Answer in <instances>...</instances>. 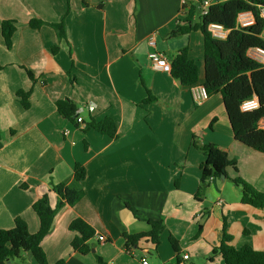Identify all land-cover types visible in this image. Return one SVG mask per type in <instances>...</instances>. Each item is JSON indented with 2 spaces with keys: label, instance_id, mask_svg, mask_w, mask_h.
<instances>
[{
  "label": "crops",
  "instance_id": "0c3cea01",
  "mask_svg": "<svg viewBox=\"0 0 264 264\" xmlns=\"http://www.w3.org/2000/svg\"><path fill=\"white\" fill-rule=\"evenodd\" d=\"M190 8L191 0H0V230L22 218L36 233L40 221L32 206L47 194L55 208V185L83 192L77 204L57 211L42 242L49 264H101L97 257L104 264H141L144 258L151 264H224L213 253L224 225L234 248L264 251V209L243 204L232 181L239 175L264 193V154L235 140L220 93L198 104L190 87L149 59L152 37L169 61L187 47L198 83H204L203 34L170 36ZM63 18L62 40L49 25L29 26L33 19ZM4 20L16 22L11 49L2 36ZM18 91L30 92L29 109ZM64 100L78 107L85 128L58 112ZM107 118L116 123L114 137L88 126ZM194 137L227 148L239 169L229 167L225 181L214 178L199 195L205 156ZM76 164L87 171L81 182ZM77 218L95 230L86 256L71 246L78 233L69 226ZM153 220L165 224L160 245L150 237L128 245L125 234L149 232ZM11 264L38 263L24 254Z\"/></svg>",
  "mask_w": 264,
  "mask_h": 264
},
{
  "label": "trees",
  "instance_id": "16d2710c",
  "mask_svg": "<svg viewBox=\"0 0 264 264\" xmlns=\"http://www.w3.org/2000/svg\"><path fill=\"white\" fill-rule=\"evenodd\" d=\"M197 1L195 4L191 0V8L187 16L182 20V23L176 26L170 36L176 38L195 31H200L203 34L205 60L203 86L209 96L221 94L235 140L264 154V129L260 128V121L264 119V65L247 55L250 48H264L262 37L264 19L261 16L264 0H215L206 13H202V9L197 11V4H200V8L203 4L201 0ZM242 12H251L254 15L255 23L252 26L236 28L237 16ZM211 23H219L230 29L228 37L225 40L213 38L208 31V26ZM43 25L51 26L60 40L65 39V18L59 23H48L37 19L29 22V26L33 29H39ZM1 30L6 47L11 49L12 38L16 32V22L4 20ZM53 51L58 52L59 47H53ZM170 63L172 67L170 74L182 85L191 87L198 84L199 68L197 63L189 57V48L181 49L170 60ZM27 73L30 79L34 80L33 73L31 71H27ZM17 95L22 106L29 109L30 92L18 91ZM253 96L258 98L260 107L252 112H242L240 109L242 102ZM57 108L63 117L80 128L77 122L79 109L72 101H59ZM88 126L110 137H114L117 130L116 123L110 118L101 122L91 120ZM193 144L205 156V161L200 166L201 183L198 195L210 186L212 178H221L222 176L228 178L227 169L229 167L238 174L237 161L229 158L227 148L203 143L197 137H194ZM74 173L76 180L80 182L87 176L86 168L81 164H76ZM232 181L241 191L243 204L264 209L263 192L256 190L239 175ZM53 190L59 197L55 208L50 206L47 194L32 206L40 221V228L36 233L29 231L27 223L22 218L15 219L12 229L0 230V264H8L9 260L20 259L24 254L32 256L38 264H49L42 248V242L52 229L57 211L64 205L74 206L83 197L82 191L70 188L65 183L55 185ZM149 224L151 226L149 232L134 235L125 234L128 245H135L143 237H150L156 246L160 245V236L165 230L164 221L153 220L149 221ZM69 229L78 233L71 243L72 248L81 255L90 254L91 241L95 237L94 228L83 219L77 218L71 222ZM231 240L232 237L227 234L224 225L221 244L213 250L214 254L222 256L224 264H264V251H256L249 246L236 249L230 245ZM170 242L174 250L179 251L177 240L171 237ZM97 259L101 264H104L100 257ZM56 264H64V261Z\"/></svg>",
  "mask_w": 264,
  "mask_h": 264
},
{
  "label": "built area",
  "instance_id": "2783aa9c",
  "mask_svg": "<svg viewBox=\"0 0 264 264\" xmlns=\"http://www.w3.org/2000/svg\"><path fill=\"white\" fill-rule=\"evenodd\" d=\"M211 4L213 3L210 1H204L201 6L202 13H206L207 9ZM261 16L264 19V9L261 12ZM254 23H255V18L251 12H242L239 13V15L237 16L236 28H248L252 26ZM208 31L211 33L213 38L217 40H225L229 35L230 29H227L224 25L219 23H211L208 26ZM262 37L264 39V30L262 33ZM148 44L152 48V50L149 53V59L153 68L166 73H171L172 70L171 63L164 53L159 52L158 50L155 49L156 42L153 37L148 41ZM247 55L251 59L264 65V48L262 47L250 48L247 51ZM190 92L193 97V100L198 104L203 103L209 98L207 90L203 86V84L198 83L191 86ZM259 107H260V103L256 96H253L252 98L243 101L242 104L240 105V109L242 112H252L257 110ZM78 113H79V117L77 119V122L80 125V127L85 128L86 124L84 122V119L80 116V110H78ZM260 128L264 129V119L260 121ZM100 239L102 241L106 240L104 237H100ZM188 257H189L188 255H184L185 260L188 259ZM141 264H151V263L146 258H144L142 259Z\"/></svg>",
  "mask_w": 264,
  "mask_h": 264
},
{
  "label": "water",
  "instance_id": "95a60500",
  "mask_svg": "<svg viewBox=\"0 0 264 264\" xmlns=\"http://www.w3.org/2000/svg\"><path fill=\"white\" fill-rule=\"evenodd\" d=\"M221 180H222V181H225V180H226V176H222V177H221ZM11 263H12V260H9L8 264H11Z\"/></svg>",
  "mask_w": 264,
  "mask_h": 264
},
{
  "label": "rangeland",
  "instance_id": "374dc122",
  "mask_svg": "<svg viewBox=\"0 0 264 264\" xmlns=\"http://www.w3.org/2000/svg\"><path fill=\"white\" fill-rule=\"evenodd\" d=\"M229 184L231 183V185H232V182H228Z\"/></svg>",
  "mask_w": 264,
  "mask_h": 264
}]
</instances>
